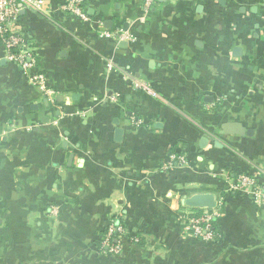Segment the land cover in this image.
Segmentation results:
<instances>
[{"label": "crops", "instance_id": "0c3cea01", "mask_svg": "<svg viewBox=\"0 0 264 264\" xmlns=\"http://www.w3.org/2000/svg\"><path fill=\"white\" fill-rule=\"evenodd\" d=\"M60 1L17 23L51 96L0 43V264H264V205L229 189L264 178V0ZM198 192L213 241L185 229Z\"/></svg>", "mask_w": 264, "mask_h": 264}, {"label": "built area", "instance_id": "2783aa9c", "mask_svg": "<svg viewBox=\"0 0 264 264\" xmlns=\"http://www.w3.org/2000/svg\"><path fill=\"white\" fill-rule=\"evenodd\" d=\"M148 5L152 0H144ZM47 0H0V43L5 52L7 61L18 66L28 77L30 83L43 95L51 96L52 91L47 87L43 73L35 69V59L28 48L24 37L18 29V20L21 12L32 9L37 12H45ZM58 11L71 15L80 21H88L89 17L85 8V0H61ZM101 35L123 39L126 34L115 29L114 31L102 29ZM144 89L149 88L144 83H137ZM179 160L184 162L183 157ZM229 189L249 191L255 199L264 205V178L239 174L231 182ZM218 215L217 208L203 209L198 215L185 217V229L192 235L207 241L214 240L211 221ZM124 229L117 222L110 221L101 239V246L106 253L118 255L122 250V238Z\"/></svg>", "mask_w": 264, "mask_h": 264}, {"label": "water", "instance_id": "95a60500", "mask_svg": "<svg viewBox=\"0 0 264 264\" xmlns=\"http://www.w3.org/2000/svg\"><path fill=\"white\" fill-rule=\"evenodd\" d=\"M119 132V131H118ZM185 204L189 207L211 209L217 206V199L213 193H193L185 198Z\"/></svg>", "mask_w": 264, "mask_h": 264}, {"label": "trees", "instance_id": "16d2710c", "mask_svg": "<svg viewBox=\"0 0 264 264\" xmlns=\"http://www.w3.org/2000/svg\"><path fill=\"white\" fill-rule=\"evenodd\" d=\"M196 215H198V213H196ZM212 223V222H211ZM211 227H213V225L211 224ZM105 231H106V229H105ZM105 231H104V233H105ZM103 237V236H102ZM111 255V254H110ZM114 256V255H113Z\"/></svg>", "mask_w": 264, "mask_h": 264}]
</instances>
